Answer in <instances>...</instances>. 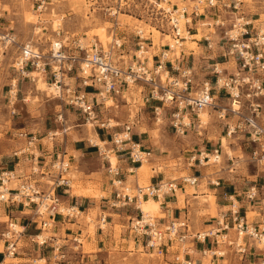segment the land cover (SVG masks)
<instances>
[{"label":"built area","instance_id":"built-area-1","mask_svg":"<svg viewBox=\"0 0 264 264\" xmlns=\"http://www.w3.org/2000/svg\"><path fill=\"white\" fill-rule=\"evenodd\" d=\"M57 0H32L37 12L46 9L50 3ZM105 1L102 10L114 20L111 28L110 42L105 49L98 41L84 46L80 40H72L69 44L58 43L55 50L51 44L48 52L40 50L30 42L18 44L10 29H3L0 8V47L4 50L16 48L13 60V69L21 79L33 82L32 73L46 75L50 80V87H54L52 95L60 99L65 105L77 111L86 124L95 123L96 109L106 107L108 101L120 98L133 86L147 90L146 103L156 122L158 118L168 119L169 127L177 136L183 137L191 129L194 120L197 127L201 125L199 114L211 110L215 118L225 127L224 139L240 141L242 145L250 148V159L256 163L264 160V30L254 29L251 21L242 14L235 15L228 28L222 32L223 43L220 46L221 57L227 62L234 63V72L224 74L213 67L212 81H203L194 84V75L191 67H183L180 55L175 57V64L169 62L168 49L161 51L157 60L151 67L147 65L145 54L151 41L145 38L143 31L137 30V50L134 61L125 63L121 52L122 39L117 37V15L144 13L149 24L154 29L168 31L174 47H182L185 40L182 37V27L186 34L192 29V20L200 16V12L216 6V0H195L190 7H178L172 0H99ZM241 0H234L233 8L236 10ZM219 20V19H218ZM215 26L223 27V22L215 21ZM206 48L213 51V42L210 37H204ZM217 45V43H216ZM180 60V61H178ZM169 65V69L167 68ZM165 75L162 81L161 75ZM73 81V82H72ZM17 80L10 81L6 94V103L11 115L17 94ZM226 101L224 105L218 103L220 98ZM223 97V98H222ZM63 114L56 116L55 122H63ZM133 122L125 123L120 132L112 134L111 149L101 150L95 145L98 152L106 162L105 173L110 177L109 182L114 189L109 206L114 209H123L133 205L138 216L129 225V232L138 238H146L145 248L151 250L156 256H163L164 247L181 246L187 239L185 223H170L159 227L155 217L144 214L139 204L144 200L160 201L177 191V184L172 181H159L147 186L135 185L131 187L122 179L120 169L112 165L108 153L124 154L131 165L141 166L147 163L150 151L144 150L132 140ZM99 128L110 129L108 123H102ZM67 128L61 126L60 130L49 131L43 139L50 144L47 157H41L38 150L39 138L35 134L20 132L17 138L22 141L21 147L12 152L16 165L28 162L26 172H17L13 169L0 168V206L11 209L19 206L24 215H28L26 225H18L13 218H7L6 224L0 227V246L3 259L0 264H6V259H15L22 247V240L27 226L32 224L38 233L28 236V242L39 248L47 247L51 236H44L55 222L73 221L81 216L76 205L65 203L60 194L71 189L69 177L71 169V156L65 150L64 136ZM61 137L60 141L57 139ZM105 145L107 144L104 142ZM104 145V146H105ZM48 147V145H46ZM221 145L211 150H200L187 158V166L204 167L208 156L213 157V163L221 155ZM106 152V154H105ZM41 160V161H40ZM204 164V165H203ZM183 183L194 185L196 177H182ZM217 185V184H216ZM228 209L222 213L217 221V227L197 233L190 237L191 242L205 244L213 241L215 245L234 247L239 254H245L246 240L250 239L254 248L261 250L257 264H264V179L260 184H254L244 193V200L252 207L258 208L257 223H249L245 215L240 213L236 198L227 197ZM106 216L99 217V229L105 227ZM182 229V231H180ZM229 231L235 234L234 239L227 237ZM54 239V238H53ZM75 243L73 253L77 258H71L59 241H54L49 247L52 264H84L83 257L78 251L80 240L73 238ZM209 242V243H210ZM261 246V247H260ZM206 255L207 252L202 253ZM214 256L220 253L212 252ZM172 264H194L192 260L180 253H175Z\"/></svg>","mask_w":264,"mask_h":264},{"label":"rangeland","instance_id":"rangeland-1","mask_svg":"<svg viewBox=\"0 0 264 264\" xmlns=\"http://www.w3.org/2000/svg\"><path fill=\"white\" fill-rule=\"evenodd\" d=\"M194 1L195 0H172L171 2L177 4L178 7L186 6L187 11L190 12V7H192ZM102 2L103 1L99 0H57L50 3L46 9L37 12L33 7L32 0H0L1 14L3 17L2 27L3 29H7L9 25L8 29H10L11 33L15 36L18 44L30 42L44 52L49 51L53 42L59 41L62 42L63 45H66L72 40H80L84 46H89L93 41H98L105 49L108 47V43L111 40L110 32L115 22L102 10V8L106 7L104 4L105 1L104 3ZM180 2L184 3L182 4ZM216 2L215 7L202 10L200 16L192 20V25H195L193 26L194 30L196 29L195 36L186 34L181 22L183 30L182 37L186 39L184 41L190 39L202 40L200 42L202 48L200 49H202L204 54H208L207 51H210L206 49L204 37H210L213 42V51L209 53L212 58L209 59L208 63L202 64L201 60H187V62L186 60H182L180 62L181 65L182 62H184V67H193V75L195 80H197L194 84H199V78H211V72L214 66L222 70V76L234 72V63L232 61L227 62L226 59L222 58L220 56L222 51L219 48L223 43L222 32L225 28H228L230 21L235 15L242 14L247 20L251 21L254 25V29L264 30V0H241V4L236 10L233 8L234 0H216ZM216 20L223 22L224 26H215ZM116 27L117 37L122 39L123 44L120 50L124 56L122 59L125 63L134 61L133 55L137 50V38L135 36L137 30L143 31L145 38L151 41L153 45L152 49L147 48V52L141 56V59L146 56L148 57V67L152 65L151 55L158 53L159 49L161 51L168 49L167 46L164 48L160 46L172 42L170 33L168 31L154 29V27L149 24L144 13H141L139 16L136 14L117 15ZM183 47H185L186 50L183 49ZM180 49L179 54L181 55V51H183L184 56L187 55L189 49H193L194 51L197 50L195 44L187 42L183 44ZM179 54L177 53L176 55L173 51L169 52L168 58L175 64V57H178ZM15 55V47L6 50L0 47V166L3 163H10V149L11 146L14 147V142L11 139H18L17 134L20 132L35 134L37 138L41 139L39 143H43L49 147L50 144H47L46 139L43 138L47 132L60 130L61 126L68 129L65 134H69L71 139L73 137L75 139H84L87 141L90 136L89 134H93L94 130L103 133L108 130L111 135L112 132H120L123 124L133 122L135 125L131 133L133 137L132 140L134 141V139L140 138L142 143L143 140L149 138L151 143L149 145L151 146L145 147H149L155 156H161V158H154L153 156L148 159L147 163H144L148 166L145 176L142 172L139 173L138 171V185L147 186L149 183L145 181V177H147V173L148 175L152 174L151 168H155L157 172L173 171L175 173L173 178L179 179L184 177L186 175L181 170L187 168V166L185 165L184 158L181 157L182 154L186 156L194 155L198 153V149L201 147L209 151L217 147L220 138H224V124L215 118V113L211 110L204 111L206 114L204 121L199 116L202 121L201 125H205L198 129L197 122L194 120L193 126L185 136H177L169 127L168 119L165 117L166 115H164L163 119L158 118L156 122L154 114L150 109V103L145 102L147 90L137 86L131 87L124 95L123 100L117 98L113 100V102L108 101L106 107L99 106L96 109L95 123L91 126L85 123L82 116L77 111L65 105L60 99L52 95L51 91H49L50 80H46V82L43 80L48 90L42 93L37 89V80L42 78L38 74L32 73L31 77H33V82L28 79L22 80L18 73L12 68ZM217 63L220 65H216ZM167 68L169 69L168 64ZM161 78L162 81L166 80L164 74L161 75ZM13 79L17 80V94L14 105L16 112L14 115H11L6 103V94L9 89L10 81ZM218 103L224 105L226 101L224 98H220ZM59 113L63 114V122L61 124L55 122L56 116ZM102 123H108L113 126L110 129L99 128V125ZM108 138L110 137L108 136ZM60 139L61 137L59 136L57 141H60ZM226 141L227 144L221 147L222 152L220 161L216 164H212L213 160L209 155L208 157L211 159L208 163L204 162L205 165L207 164L204 168H208L210 173L217 170L227 171L229 168H232L237 178V184L240 183V185H244L246 188L249 187L250 184H260L262 179H264V160L260 163H256L250 159V148L242 145L241 142L237 140L226 139ZM98 144L100 143L98 142ZM21 145L19 147H21ZM19 147L15 145L16 150ZM102 148L107 152L111 149V144L107 143L105 146H102ZM67 153L70 154V152ZM107 156L109 159L110 157L114 159L113 153H108ZM152 159H155V161L153 164H150ZM90 165H92V163ZM79 172V167L76 168L71 166L69 177L71 179V191L73 194H85L90 197H95L96 199L99 196H104L98 192L95 183L80 182ZM177 172L180 173L177 174ZM132 180L133 178H130L128 182L132 184ZM75 189L78 190V193H75ZM144 213L147 214L148 212L144 211ZM149 215L157 217V211ZM212 215H215V213L213 212ZM92 217L94 218V214H92ZM90 220H87V222H89L87 232L92 234L96 223ZM120 229L121 228L118 226L115 227L117 232H119ZM50 235L51 229L44 234V236L47 237ZM80 242L82 246L81 249L85 252L89 251L90 248L87 246L84 239ZM59 243L62 242L60 241ZM31 249L35 251L39 250L38 246L35 244H32L30 251ZM46 251L47 250L44 251L45 255ZM78 251H80V249H78ZM27 252L28 249L26 253ZM33 255V257H27L30 259L32 258V260L26 257L25 260H20L19 256L17 259H6L5 263L45 264L43 260L36 261L39 259L35 257V254ZM154 258L153 256L152 258L149 257V255H141V257L138 258L139 260L132 261L127 257L126 259H122L121 256V258H117V260L118 264H149ZM210 258V254L207 255V260ZM236 258L238 261V257ZM257 258L258 257L252 258L250 264L258 263L259 258ZM241 262L244 264L243 260L240 261V263Z\"/></svg>","mask_w":264,"mask_h":264},{"label":"crops","instance_id":"crops-1","mask_svg":"<svg viewBox=\"0 0 264 264\" xmlns=\"http://www.w3.org/2000/svg\"><path fill=\"white\" fill-rule=\"evenodd\" d=\"M180 3L183 4L184 2ZM193 26L195 25H192V29L188 34L190 36L196 35V29L194 30ZM8 28L9 25L7 26V29ZM201 41L195 39L183 41V44H185L186 42L195 44L197 50L194 51L193 49H189L186 56H184L183 51H181L180 60H186V62L187 60H201L202 64L208 63L209 59L212 58V56L209 54L211 52L207 51L208 54H204L202 49H200L202 48V44L200 43ZM160 47L164 48L163 45H161ZM152 48L153 45L151 43V45L148 46V49ZM183 49H185V47H183ZM160 53L161 50L159 49L158 53L151 55L152 63L157 60V57L160 55ZM146 62L148 64V60ZM169 62H171L170 59ZM217 64L220 65L219 63ZM182 66L184 67V62H182ZM41 76L45 82L46 80H49L46 75ZM193 79L194 82L197 81L195 80V78ZM199 80L200 84V82L206 80L212 81V77H205L203 79L199 78ZM203 125H199L198 129ZM115 133L117 132H112L110 135L108 130L104 133L94 130L93 134H89L90 136L87 141H85L84 139H75L73 137L71 139L69 134H65L64 147L66 152H70V154L68 155L72 158L71 166L80 168V182L95 183L98 192L100 194H103L104 196H99L96 199L95 197H90L87 195H76L72 193L71 189H69L63 195L60 194L61 200H63L65 203L76 205L78 207L81 216L78 219L69 222L62 221L60 218H58V221L55 222L53 228L51 229V241L48 242L47 247H43L41 249L38 247L39 250L37 251H35L34 249H31L30 251V247L32 246V244L28 242V236L36 235L38 231L34 225H28L22 240V247L15 259L20 256V260H25V257H33V254H35V257L39 259L36 261L43 260L45 264H52V261L49 260V247L53 244V240L62 242L61 244L65 246L64 249L68 253L69 257L77 258L79 256L72 252L73 247L75 246V243L72 241L73 238H76L80 241L84 239L87 246H89L90 248L89 251L85 252L81 249V244L78 246V249H80L79 252L83 257L84 264H118L117 258H121V256L122 259H126L127 257L132 261H137L139 260L138 258H140L141 255H149V257L151 258L152 256L155 257L154 260H151V262H149V264H172V258L175 253H180L186 258L192 260L194 264H242V262L240 263V261L242 260L244 261V264H250V260L252 258H259V256L263 254L261 250H257L256 248H254L253 243L250 239H245V254L237 253L234 247H228L226 245H215L213 241H208L205 244L191 242V236L217 227L219 216L222 213L226 212L228 209L229 205L226 200L228 196H232L233 198L237 199L240 207V213L245 215L249 223L258 222L259 218L257 217V215L259 212L256 206L252 207L250 204H248V202L244 200L245 191L252 185L250 184L249 187L246 188L244 187V185H240V183L237 184V178L234 175L235 173L233 172L234 169L229 168L227 171L217 170L210 173L208 171V168H204L198 165L189 167L187 166L188 156L184 154H182L181 157L184 158V162L187 168H183L181 171L185 173L186 176L184 177H196L197 182L194 185H189L182 182V177L179 179L173 178V175L175 174L173 171L157 172L155 168L150 167L152 174L148 175L147 173L146 177V181H148L149 185L156 184L159 181L174 180L178 185L177 191L167 197H164L160 201H156L157 203H159L158 209H155L154 202L146 201L141 205V211H146L148 213L157 211V217H155V220L161 228L169 225L170 223H185L187 227L186 234L188 235V237L181 246L171 248L164 247L165 253L160 257L156 256L155 253L151 250L145 248L144 242L146 238L135 237L129 232V225L131 221L138 216V212L134 209L133 205L130 207H125L123 209H114L109 206V202L113 197L114 189L109 182L110 177L107 176L104 172V167H106L107 164L105 160H103L102 155L98 152L95 145H105L104 142L110 143V140L108 139H111L112 134ZM108 136L110 138H108ZM11 140L14 142V147L11 146L10 149V163H3L1 164L0 168H14L17 172L28 171L30 163L25 162L23 163V165L20 164V166L18 167L15 164L16 159L12 156V152L16 150L15 145H18L19 147L22 144L21 141L19 139ZM221 140L222 138L219 139V144L217 145V147L221 145ZM98 142L100 144H98ZM134 142L139 144L144 150L150 151L149 159L153 156L154 158H161V156H155L152 153L153 151L149 149V147H145L151 146L149 145L151 144L149 138L142 141L144 145L141 143L140 138L136 140L134 139ZM203 149L205 148L201 147L198 149V151ZM38 150H40L41 157L48 159L47 154L48 152H50V146L46 147V145H44L43 143H39ZM220 152H222V148L220 149ZM114 161L115 163H117V166L120 169V174L125 183L127 185H130L131 187L138 185L137 180L139 177V173L136 170L137 167L140 166L131 165L124 154L116 155V157L114 156ZM154 161L155 159H152V162H150V164H153ZM91 163L92 165H90ZM178 173L180 172H177V174ZM130 178H133L132 184L128 182ZM213 212L215 213V215H212ZM250 213L253 215H251ZM92 214H94V218L92 217ZM101 215L107 217L105 221V227L103 229H99L98 227L99 217ZM28 217V215H24L23 212H21L19 206H13L11 209L5 208V206L3 205L0 206V227H3L6 224L7 218H13V220L18 225H26ZM90 219L96 223L95 229L92 234H89L87 232L89 223L87 222V220ZM117 226L121 228L119 232L115 230V227ZM180 231H182V229ZM227 237L230 239H234V232L229 231ZM27 249L28 252L26 253ZM45 250H47L46 255L44 254ZM204 251L207 252L206 255L202 254ZM212 252L220 253V255L214 256ZM209 254L211 258L207 260V255ZM236 257H238V261L236 260ZM2 259L3 254L0 247V262L2 261ZM30 260H32V258Z\"/></svg>","mask_w":264,"mask_h":264},{"label":"bare ground","instance_id":"bare-ground-1","mask_svg":"<svg viewBox=\"0 0 264 264\" xmlns=\"http://www.w3.org/2000/svg\"><path fill=\"white\" fill-rule=\"evenodd\" d=\"M181 25V24H180ZM186 40V39H185ZM170 45H171V47L172 48H174V49H172V51H173V53L174 54H176L177 55V53L179 54L180 53V48L181 47H174V45H173V43L172 42H170L169 43ZM182 45H183V43H182ZM53 48L55 49V50H57L58 49V43H56V42H53ZM171 51V52H172ZM166 52H167V50H166ZM180 55V54H179ZM218 65V64H217ZM218 71H220V69H217ZM39 76H41V75H39ZM42 77V76H41ZM37 89L42 93V92H45L46 90H48L47 89V86H46V83L43 81V79L42 78H39L38 80H37ZM49 91H52V93H53V91H54V87H50V90ZM205 113L204 112H201L200 114H199V116H200V118H202L203 119V121H204V118H205ZM201 120V119H200ZM202 122V121H201ZM204 123V122H203ZM96 137V136H95ZM221 144H222V147H224L226 144H227V141H226V139H224V138H222V140H221ZM98 146H100L101 147V150H102V152H103V150H105L104 148H102V146H104V145H98ZM209 157H211L212 158V160H213V157L210 155ZM208 157V158H209ZM211 158H209V161H210V159ZM208 161V162H209ZM217 161V163L220 161V156H219V159H217L216 160ZM110 162H111V164L112 165H115V161H114V159H112L111 157H110ZM207 162V163H208ZM262 162V161H261ZM136 171H139V173L140 172H142V174H144V176H145V172H147V166L143 163L140 167H137V170ZM146 178V177H145ZM147 180V178L145 179V181ZM139 183V182H138ZM75 191V193H78V190L77 189H75L74 190ZM81 192V191H80ZM87 194V193H86ZM85 195V194H84ZM146 201H152V202H154V204H155V209H158L159 208V203H157L156 201H153V200H151V199H148V200H145V201H142L141 203H140V205H139V207H140V210H141V205L144 203V202H146ZM143 212V211H142ZM144 213V212H143ZM145 214V213H144ZM147 214H150V212L149 213H147ZM251 219V218H250ZM210 253V252H209Z\"/></svg>","mask_w":264,"mask_h":264}]
</instances>
